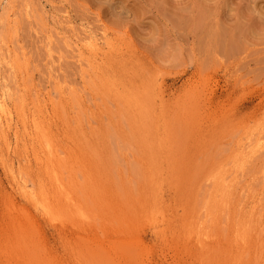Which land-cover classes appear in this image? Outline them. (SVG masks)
<instances>
[{"label":"rangeland","instance_id":"rangeland-1","mask_svg":"<svg viewBox=\"0 0 264 264\" xmlns=\"http://www.w3.org/2000/svg\"><path fill=\"white\" fill-rule=\"evenodd\" d=\"M0 264H264V0H0Z\"/></svg>","mask_w":264,"mask_h":264},{"label":"bare ground","instance_id":"bare-ground-1","mask_svg":"<svg viewBox=\"0 0 264 264\" xmlns=\"http://www.w3.org/2000/svg\"><path fill=\"white\" fill-rule=\"evenodd\" d=\"M6 113H7L6 110L4 109L3 105L0 103V117Z\"/></svg>","mask_w":264,"mask_h":264}]
</instances>
